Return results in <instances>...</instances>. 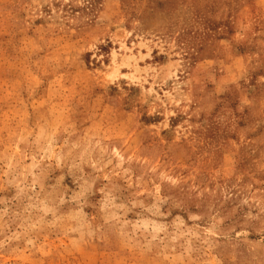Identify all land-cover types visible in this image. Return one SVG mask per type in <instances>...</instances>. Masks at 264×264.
I'll use <instances>...</instances> for the list:
<instances>
[{
	"label": "rangeland",
	"instance_id": "obj_1",
	"mask_svg": "<svg viewBox=\"0 0 264 264\" xmlns=\"http://www.w3.org/2000/svg\"><path fill=\"white\" fill-rule=\"evenodd\" d=\"M0 264H264V0H0Z\"/></svg>",
	"mask_w": 264,
	"mask_h": 264
}]
</instances>
